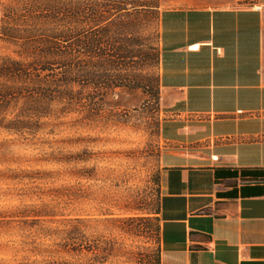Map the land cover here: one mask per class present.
<instances>
[{
    "label": "rangeland",
    "instance_id": "obj_1",
    "mask_svg": "<svg viewBox=\"0 0 264 264\" xmlns=\"http://www.w3.org/2000/svg\"><path fill=\"white\" fill-rule=\"evenodd\" d=\"M162 1L163 12L251 4ZM132 33L136 57L109 71L117 78L108 95L76 85L73 107L54 102L20 117L19 102L0 114V264H157L161 220L148 213L160 210L161 126L171 116L161 100V21ZM152 47L159 61L146 65L138 50ZM17 51L0 40V58ZM15 120L20 130L4 128Z\"/></svg>",
    "mask_w": 264,
    "mask_h": 264
},
{
    "label": "crops",
    "instance_id": "obj_2",
    "mask_svg": "<svg viewBox=\"0 0 264 264\" xmlns=\"http://www.w3.org/2000/svg\"><path fill=\"white\" fill-rule=\"evenodd\" d=\"M250 1L162 17L160 264H264V0Z\"/></svg>",
    "mask_w": 264,
    "mask_h": 264
},
{
    "label": "trees",
    "instance_id": "obj_3",
    "mask_svg": "<svg viewBox=\"0 0 264 264\" xmlns=\"http://www.w3.org/2000/svg\"><path fill=\"white\" fill-rule=\"evenodd\" d=\"M162 7V0H0V40L18 48L17 57L0 58V114L19 102L20 117L44 113L54 102L73 107L76 85L108 95L117 78L109 71L137 52L139 40L129 35L144 21L156 28ZM138 52L146 65L159 61L158 47ZM22 125L15 120L4 128Z\"/></svg>",
    "mask_w": 264,
    "mask_h": 264
},
{
    "label": "built area",
    "instance_id": "obj_4",
    "mask_svg": "<svg viewBox=\"0 0 264 264\" xmlns=\"http://www.w3.org/2000/svg\"><path fill=\"white\" fill-rule=\"evenodd\" d=\"M197 50H199V46H194L193 51H197Z\"/></svg>",
    "mask_w": 264,
    "mask_h": 264
}]
</instances>
